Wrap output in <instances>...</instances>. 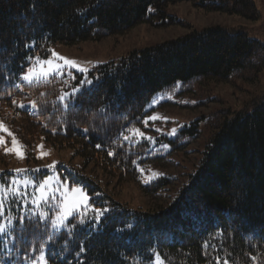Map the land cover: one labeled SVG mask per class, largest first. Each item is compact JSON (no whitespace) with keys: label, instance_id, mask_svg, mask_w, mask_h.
Returning <instances> with one entry per match:
<instances>
[{"label":"trees","instance_id":"obj_1","mask_svg":"<svg viewBox=\"0 0 264 264\" xmlns=\"http://www.w3.org/2000/svg\"><path fill=\"white\" fill-rule=\"evenodd\" d=\"M181 1L257 18L253 0H0V122L31 155L42 139L80 156L76 173L67 174L71 185L88 190L93 206L54 230L50 209L34 206L30 193L18 199L22 192L11 189L10 154L0 147L5 264H264V97L164 137L169 148L155 150L139 134L159 92L179 85L189 95L211 83L257 81L263 42L218 27L97 66L87 76L90 84L76 71L22 80L31 62L47 58L56 44L125 35L164 20L169 5ZM134 181L147 196V210L116 199L117 188ZM96 208L110 209L99 224Z\"/></svg>","mask_w":264,"mask_h":264},{"label":"rangeland","instance_id":"obj_2","mask_svg":"<svg viewBox=\"0 0 264 264\" xmlns=\"http://www.w3.org/2000/svg\"><path fill=\"white\" fill-rule=\"evenodd\" d=\"M253 1L257 11L256 19H246L236 14L229 15L217 11H207L192 1L172 3L168 7L171 17H165L162 21L144 22L125 35H112L98 41L88 40L74 45L56 44L52 46L50 55L45 59H51L54 63L63 64V61H57L53 57L52 54L54 52L58 57L75 61L79 67L88 70L84 73L80 72L84 74L85 80H88L87 76L89 72L97 66L111 61H118L133 51L151 48L208 29L221 27L229 30H242L250 38L264 43V0ZM29 68L33 69L34 75L40 77L41 64L37 59L31 62ZM27 70L22 75L24 82L46 79L26 80L23 77L27 73ZM70 71H76V69H64L65 73ZM53 75L61 76L59 73ZM77 88L81 89L82 87L79 86ZM263 97L264 72L260 74L258 80L254 83L240 82L235 85L211 83L206 90L189 95L181 93L178 85L173 90L159 92L152 98L148 104L149 114L146 118V130H142L141 133L147 137H151L149 141L153 149L169 148L170 144L164 137L174 139L185 126L198 119L201 120L204 116H208L214 111L220 109H230L233 112L241 111L253 101ZM150 117L156 118L153 120L149 119ZM0 125L3 126V129H7V131L0 130V137H3L5 141V143H0V147H3L10 154L9 170L14 173L11 179V189L18 192L26 191L30 193L34 206L41 209L48 208L54 213L51 218V224L53 220L59 223L58 217L62 214L64 199H61L58 194L56 198L50 200V203L44 202L41 200L40 194L36 189L39 188L40 183L47 177L49 180L48 195H50L54 190L52 185H59L60 180L70 181V176L67 172L76 173L75 168L82 163L83 159L80 156L74 155L70 148L58 149L53 145L46 144L42 139L37 141L33 148L34 153L31 155L6 125L1 122ZM13 137H15L17 144L22 146V157L12 150ZM16 170L20 171L17 172ZM146 181L150 180L144 178L143 184L149 183ZM33 182H35V187L33 186ZM72 186L82 188L83 192L73 193L68 191L67 198L86 194L91 203L92 195L88 193V190L82 184H73ZM64 187L65 185H59L61 193ZM117 191L116 199L119 202L126 203L130 209H148L146 205L147 196L143 192L139 182H127L123 186H119ZM167 199L169 198L156 200L153 204L154 206H158L160 203L167 204ZM54 208L58 210H52ZM91 208L93 206L86 209ZM86 209L77 208L75 213ZM50 211H47V214ZM68 220L59 229H54L52 225L53 229H63ZM6 257H0V264L7 262ZM156 264H160L159 260L156 261Z\"/></svg>","mask_w":264,"mask_h":264},{"label":"snow or ice","instance_id":"obj_3","mask_svg":"<svg viewBox=\"0 0 264 264\" xmlns=\"http://www.w3.org/2000/svg\"><path fill=\"white\" fill-rule=\"evenodd\" d=\"M52 55H53V57L56 58L57 61H63V64H60L58 62L54 63L53 60H51V59H41L39 57H36V59L41 64V75H40V77H37L36 75H34L33 69L29 68L27 70V73L24 75L23 78L26 80H33V79H38V78H47L50 75H53L55 73L65 75V72H64L65 68L76 69V71H79L82 73L88 71L87 69L79 67V65L75 61L68 60L64 57H58L57 54L54 52ZM29 59H32V58L30 57ZM72 78L75 79L74 74H72ZM82 83L90 84L91 81L84 80V81H82ZM79 91H80L79 88H74L71 93L67 94V98L71 99L72 96H74ZM61 99L64 100L65 97H61ZM155 118L156 117H150L149 119L154 120ZM145 125H147V119L145 120ZM0 130L7 131V129H3L2 125H0ZM173 131H175V130H173ZM137 132H139L138 129H137ZM139 134L141 136L144 135L143 133H139ZM9 135H11V133H9ZM125 139H128V137H125ZM148 139H151V137H148ZM0 143H5V141L3 140V137H0ZM12 144H13L12 150L15 151L18 156L22 157L23 156V153L21 151L22 146H19L17 144L15 137H13ZM16 171L19 172L20 170H16ZM37 171H39V170L37 169ZM141 171L143 172V169H141ZM146 182H150V181H146ZM59 185H65L62 193L60 192ZM59 185H52V188L54 190L50 193V195H48L49 180L46 177L43 180V182L40 183L39 188L36 189V191H38L40 194L41 200H43L44 202L50 203V200L56 198L58 194L60 195L61 199H64L62 214L59 215V217H58L59 223H57L56 220L52 221V225H53L54 229H59L61 226H63V224L75 213V210L77 208L86 209V208L92 207L90 200L86 194L80 195V196H74L72 198H67L68 191H71L73 193H82L83 192L82 188L72 186L70 181H65V180H60ZM33 186L35 187V182H33ZM17 198L18 199L23 198V199L27 200L29 198V194L25 191V192L20 193V195ZM2 211H3V203L0 202V212H2ZM94 211L96 213L95 218H94V222L96 224H99L101 217L104 214H106L107 212H109L110 209L96 208V209H94ZM23 219L24 218H21V222L23 221ZM0 231H3L2 227H0Z\"/></svg>","mask_w":264,"mask_h":264}]
</instances>
